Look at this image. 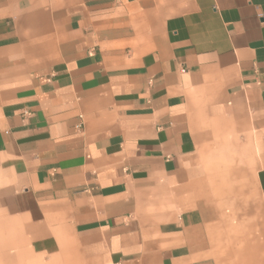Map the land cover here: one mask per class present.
<instances>
[{
  "label": "crops",
  "instance_id": "1",
  "mask_svg": "<svg viewBox=\"0 0 264 264\" xmlns=\"http://www.w3.org/2000/svg\"><path fill=\"white\" fill-rule=\"evenodd\" d=\"M0 264H264V0H0Z\"/></svg>",
  "mask_w": 264,
  "mask_h": 264
},
{
  "label": "built area",
  "instance_id": "2",
  "mask_svg": "<svg viewBox=\"0 0 264 264\" xmlns=\"http://www.w3.org/2000/svg\"><path fill=\"white\" fill-rule=\"evenodd\" d=\"M182 71H184V70L182 69Z\"/></svg>",
  "mask_w": 264,
  "mask_h": 264
}]
</instances>
